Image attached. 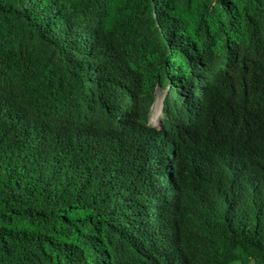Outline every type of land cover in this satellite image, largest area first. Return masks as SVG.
<instances>
[{
	"label": "trees",
	"instance_id": "1",
	"mask_svg": "<svg viewBox=\"0 0 264 264\" xmlns=\"http://www.w3.org/2000/svg\"><path fill=\"white\" fill-rule=\"evenodd\" d=\"M0 264H264V0H0Z\"/></svg>",
	"mask_w": 264,
	"mask_h": 264
},
{
	"label": "rangeland",
	"instance_id": "2",
	"mask_svg": "<svg viewBox=\"0 0 264 264\" xmlns=\"http://www.w3.org/2000/svg\"><path fill=\"white\" fill-rule=\"evenodd\" d=\"M155 97H156V99L159 100V103H158V105H156V104L154 105V107H153L154 109L152 108L150 118H149V125L151 127L157 128L158 123H159V118H160V113H159L160 112V104H161V100L163 98V92L161 90H159L158 88L155 91ZM157 112H158V116L156 115Z\"/></svg>",
	"mask_w": 264,
	"mask_h": 264
},
{
	"label": "clouds",
	"instance_id": "3",
	"mask_svg": "<svg viewBox=\"0 0 264 264\" xmlns=\"http://www.w3.org/2000/svg\"><path fill=\"white\" fill-rule=\"evenodd\" d=\"M164 92H163V97H164ZM162 100H163V98H162ZM162 100H161V104H160V118H159V123H158V127L156 128V129H158V130H161V126H160V119H161V112H162ZM155 101H156V97L154 98V102H153V104H152V106H151V108H150V114H151V111H152V108L154 107V105H155ZM148 125H149V122H148ZM150 126V125H149ZM154 128V127H153Z\"/></svg>",
	"mask_w": 264,
	"mask_h": 264
},
{
	"label": "bare ground",
	"instance_id": "4",
	"mask_svg": "<svg viewBox=\"0 0 264 264\" xmlns=\"http://www.w3.org/2000/svg\"><path fill=\"white\" fill-rule=\"evenodd\" d=\"M158 103H159V100L158 99H156V101H155V104L156 105H158ZM154 109V108H153ZM157 110V109H156ZM154 112V111H153ZM157 116H158V112H157V114H156ZM155 117V116H154Z\"/></svg>",
	"mask_w": 264,
	"mask_h": 264
},
{
	"label": "water",
	"instance_id": "5",
	"mask_svg": "<svg viewBox=\"0 0 264 264\" xmlns=\"http://www.w3.org/2000/svg\"><path fill=\"white\" fill-rule=\"evenodd\" d=\"M162 108V107H161Z\"/></svg>",
	"mask_w": 264,
	"mask_h": 264
}]
</instances>
